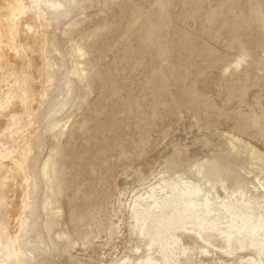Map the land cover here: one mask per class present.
<instances>
[{
    "label": "rangeland",
    "instance_id": "374dc122",
    "mask_svg": "<svg viewBox=\"0 0 264 264\" xmlns=\"http://www.w3.org/2000/svg\"><path fill=\"white\" fill-rule=\"evenodd\" d=\"M24 2L44 95L0 133L28 182L0 261L264 264V0Z\"/></svg>",
    "mask_w": 264,
    "mask_h": 264
},
{
    "label": "bare ground",
    "instance_id": "6f19581e",
    "mask_svg": "<svg viewBox=\"0 0 264 264\" xmlns=\"http://www.w3.org/2000/svg\"><path fill=\"white\" fill-rule=\"evenodd\" d=\"M51 7L54 5L52 4ZM43 14L45 11L40 7L38 16L41 17ZM35 17L28 12L24 0H0V68H4L9 77L14 78L12 94L0 107V133L6 130L12 131L13 128L18 131L27 127L29 121L23 117V112L27 111L31 115L36 103L44 95L39 90L42 78L39 65L42 58L41 47L45 39L36 29L37 18ZM23 148V145L19 144V148L9 149L11 151L7 154L0 151V254L3 252L2 247H7L10 242L14 244L15 252L19 250L17 240L22 226V214L26 206L25 196L28 190L23 168L27 153ZM206 227V229L201 227L193 229L208 243L214 240L215 235L220 234L224 240L222 247H230L229 234L216 229L212 224H207ZM218 238L215 240L218 241ZM215 246L218 247L216 244ZM0 264H6L4 259L0 261ZM140 264L157 263L144 260Z\"/></svg>",
    "mask_w": 264,
    "mask_h": 264
}]
</instances>
